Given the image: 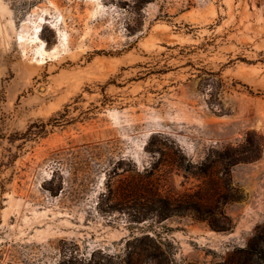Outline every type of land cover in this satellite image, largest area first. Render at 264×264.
<instances>
[{
    "label": "rangeland",
    "instance_id": "obj_1",
    "mask_svg": "<svg viewBox=\"0 0 264 264\" xmlns=\"http://www.w3.org/2000/svg\"><path fill=\"white\" fill-rule=\"evenodd\" d=\"M251 243L264 0H0V264H264Z\"/></svg>",
    "mask_w": 264,
    "mask_h": 264
},
{
    "label": "trees",
    "instance_id": "obj_2",
    "mask_svg": "<svg viewBox=\"0 0 264 264\" xmlns=\"http://www.w3.org/2000/svg\"><path fill=\"white\" fill-rule=\"evenodd\" d=\"M211 226H213L216 230H227V229H231L232 226H229V227H224V226H219V224L215 223L214 221H211ZM258 236L255 235L254 238L256 239ZM256 247V243H251L249 244V248L247 249V251L250 253V254H258L259 257H262V259L264 258V252L263 250L260 248ZM264 262V260H262ZM261 263V262H260Z\"/></svg>",
    "mask_w": 264,
    "mask_h": 264
},
{
    "label": "bare ground",
    "instance_id": "obj_3",
    "mask_svg": "<svg viewBox=\"0 0 264 264\" xmlns=\"http://www.w3.org/2000/svg\"><path fill=\"white\" fill-rule=\"evenodd\" d=\"M37 32H38V30H37ZM40 50H41L42 53H47V51H46V49L44 47V42L43 41H40Z\"/></svg>",
    "mask_w": 264,
    "mask_h": 264
}]
</instances>
